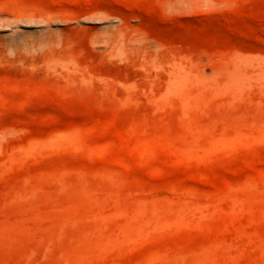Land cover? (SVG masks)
I'll return each instance as SVG.
<instances>
[{"label":"rangeland","instance_id":"1","mask_svg":"<svg viewBox=\"0 0 264 264\" xmlns=\"http://www.w3.org/2000/svg\"><path fill=\"white\" fill-rule=\"evenodd\" d=\"M0 264H264V0H0Z\"/></svg>","mask_w":264,"mask_h":264}]
</instances>
